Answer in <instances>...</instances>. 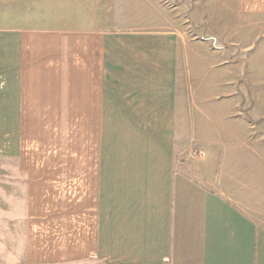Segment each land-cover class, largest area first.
<instances>
[{"label": "crops", "instance_id": "1", "mask_svg": "<svg viewBox=\"0 0 264 264\" xmlns=\"http://www.w3.org/2000/svg\"><path fill=\"white\" fill-rule=\"evenodd\" d=\"M180 14L194 31L203 21V42L181 40ZM11 15L0 201L11 189L23 264H264L259 222L213 192L211 170L174 164L198 47L218 60L204 93L227 98L244 73L259 87L264 0H11ZM223 102L213 127L228 123ZM209 138L214 153L244 155L230 130Z\"/></svg>", "mask_w": 264, "mask_h": 264}, {"label": "rangeland", "instance_id": "2", "mask_svg": "<svg viewBox=\"0 0 264 264\" xmlns=\"http://www.w3.org/2000/svg\"><path fill=\"white\" fill-rule=\"evenodd\" d=\"M196 15L197 18L202 17L200 13ZM11 16V0H0V24ZM180 24L181 40H196L198 43L207 37L202 20L197 21L194 31L188 15L180 14ZM198 48L193 69H196L199 76L181 77L180 140L179 148L174 152V164L181 168L191 166L211 170L213 192L219 194L236 213L258 221L261 230H264V73L256 79L259 81L258 88L251 84L250 76L244 73L241 83L239 76L236 77L238 82L235 88L229 87V93H233L227 98L220 94L204 93L202 87L220 82L219 75H215L213 79L207 78L206 81L203 77L205 64L209 68L218 60L209 57L205 59L203 46ZM182 60L181 71H187V53ZM191 85L194 88L192 90ZM222 100L228 105L221 110L222 115L228 117V123L213 127L209 120L219 110H213L212 105L219 104ZM226 129L243 138L241 142L229 143V147L234 146L232 149H243V156L231 154L233 150L227 153V157L224 156L225 152H212L209 138L211 133ZM11 193V189L5 190L4 205L0 201V264H23L20 229L12 219L7 201Z\"/></svg>", "mask_w": 264, "mask_h": 264}]
</instances>
